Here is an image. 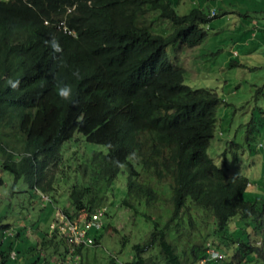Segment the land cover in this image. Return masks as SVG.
<instances>
[{
  "label": "trees",
  "instance_id": "16d2710c",
  "mask_svg": "<svg viewBox=\"0 0 264 264\" xmlns=\"http://www.w3.org/2000/svg\"><path fill=\"white\" fill-rule=\"evenodd\" d=\"M153 13L172 23L170 34L153 32ZM211 20L199 3L180 15L172 0H0V188L4 172L25 177L43 202L42 194L55 191L54 168H64L65 144L82 136L106 152H93L74 169L82 181L62 212L71 221L98 210L107 216L113 187L125 176L120 206L153 225L127 264H199L209 247L225 255L222 264L264 262V200H247L250 179L229 175L208 153L222 101L213 90L187 85L175 56L201 45ZM51 36L60 53L46 43ZM77 68L79 77L72 75ZM9 78L19 79L17 88ZM56 80L72 84L74 102L56 95ZM51 196L46 204L55 205ZM50 225L47 237L61 240L68 253ZM103 227L89 229L93 246ZM12 228L0 225V245ZM212 238L237 242L236 254ZM13 244L0 248V264L17 260ZM84 249H77L81 264Z\"/></svg>",
  "mask_w": 264,
  "mask_h": 264
},
{
  "label": "rangeland",
  "instance_id": "374dc122",
  "mask_svg": "<svg viewBox=\"0 0 264 264\" xmlns=\"http://www.w3.org/2000/svg\"><path fill=\"white\" fill-rule=\"evenodd\" d=\"M184 3L185 6L178 5L172 0L180 15L186 14L193 3L217 15L205 25L208 36L201 45L193 49L179 48L175 52L177 62L186 69V84L194 89L213 90L222 101L208 153L229 175H244L250 179L253 187L246 193L247 200H264V148L260 147L264 146V0H184ZM149 21L156 34L168 35L174 29L172 23L160 19L158 13L151 14ZM63 150L64 168L62 172L59 167L54 168L55 191L43 194L52 195L55 205H43L25 177L17 180L8 172L2 174L0 225L12 224L14 234L21 233L19 227H22L24 237L16 241L8 235L9 239L0 245L7 252L10 242L14 243L18 258L8 260L7 264H59L68 257L61 240L47 237L49 225L58 210L71 209L69 192L76 182L82 181L74 169L89 160L93 152H106V148L80 136L66 143ZM126 184L125 176L115 183L112 204L103 218L104 227L93 233L100 237V244L83 250L85 264H127L132 260L133 246L145 242L153 231V225L142 216L136 217L131 210L120 206L127 191ZM86 216L83 213L80 218ZM30 229L38 235V242L36 235L29 234ZM238 229H241L240 224L232 231L235 241L240 238ZM125 237L128 242L123 246ZM211 240L225 253L236 254L237 242L231 245L225 242L228 246H224L219 238Z\"/></svg>",
  "mask_w": 264,
  "mask_h": 264
},
{
  "label": "built area",
  "instance_id": "2783aa9c",
  "mask_svg": "<svg viewBox=\"0 0 264 264\" xmlns=\"http://www.w3.org/2000/svg\"><path fill=\"white\" fill-rule=\"evenodd\" d=\"M42 200L44 203H47L50 201V197L44 196L42 194ZM56 218H59L58 221H54L50 225V236H52L54 233H57L66 241L68 245V257L65 261H63V264H81V257L77 253V249L81 246L91 247L94 245V240L88 236V231L94 226L97 228L102 227L103 211L94 212L90 217L71 221L64 216L61 210H58ZM207 253L208 258L199 264H207V262L210 260L223 262V260L226 258L224 254L217 252L211 247H209ZM11 256L14 259L16 257V253H12Z\"/></svg>",
  "mask_w": 264,
  "mask_h": 264
},
{
  "label": "clouds",
  "instance_id": "9594fccd",
  "mask_svg": "<svg viewBox=\"0 0 264 264\" xmlns=\"http://www.w3.org/2000/svg\"><path fill=\"white\" fill-rule=\"evenodd\" d=\"M215 16H216L215 12L211 13V17L212 18H215ZM46 43L50 46V48L53 50L54 53H60L61 52V45H60V43L58 41V38L56 36H51V38L48 41H46ZM236 55H237V53H235V56ZM59 62H60L61 65H63L65 63V61L63 60L62 57L60 58ZM72 75L75 76V77H79V69L78 68L74 69L73 72H72ZM19 83H20L19 79L9 78L7 80V84L10 85V87L13 88V89L17 88ZM54 90H55L56 95L61 100L67 101V102H70V103L74 102L73 101L74 89H73L72 84H70V83H68V82H66L64 80H56L55 83H54ZM47 196H49V195H47ZM42 203H43V205L46 204L44 202H42ZM90 216L87 215L86 217H90ZM103 216H104V214H103ZM79 219H81V218L79 217Z\"/></svg>",
  "mask_w": 264,
  "mask_h": 264
},
{
  "label": "crops",
  "instance_id": "0c3cea01",
  "mask_svg": "<svg viewBox=\"0 0 264 264\" xmlns=\"http://www.w3.org/2000/svg\"><path fill=\"white\" fill-rule=\"evenodd\" d=\"M262 28L264 29V24H263V26H262ZM17 225V224H16ZM20 229H22V227H19ZM5 233H7V235L5 234V236H8V235H10V237L11 238H13V239H15L16 241H22L23 240V234L22 233H19V232H17V234H14L13 232H12V229H10V230H7V231H4ZM29 234H31V235H36L35 233H34V231H32L31 229H30V231H29ZM36 237H37V242H38V240H39V237H38V235H36Z\"/></svg>",
  "mask_w": 264,
  "mask_h": 264
}]
</instances>
